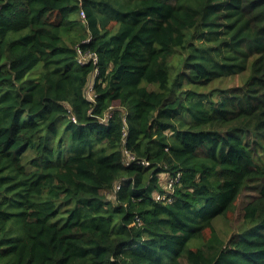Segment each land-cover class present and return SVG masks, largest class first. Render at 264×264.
<instances>
[{
  "label": "trees",
  "instance_id": "1",
  "mask_svg": "<svg viewBox=\"0 0 264 264\" xmlns=\"http://www.w3.org/2000/svg\"><path fill=\"white\" fill-rule=\"evenodd\" d=\"M0 264H264V0H0Z\"/></svg>",
  "mask_w": 264,
  "mask_h": 264
},
{
  "label": "rangeland",
  "instance_id": "2",
  "mask_svg": "<svg viewBox=\"0 0 264 264\" xmlns=\"http://www.w3.org/2000/svg\"><path fill=\"white\" fill-rule=\"evenodd\" d=\"M169 63H170V65H173L175 67L174 70H176V68H177L176 65L178 64L177 55H173L170 58ZM245 76L246 75L242 74V75H236V76L226 77V78H222V79H216V80L212 81L210 84H208L207 86L191 85V87L197 91H204V90L209 91L215 87L224 88V87L236 86V85H240L243 83ZM92 78L93 77L91 76L88 84H91ZM150 87H152V86H150ZM92 93H93L92 91H88V92H86V95L89 96V95H92ZM64 123H65V120H63L62 123L59 125V129H62ZM107 196L109 199L112 198L111 193H107ZM254 196H255L254 193H250L249 191H243L242 194L238 197V199L236 201L235 209L233 211L228 212L224 216L219 215V216L214 218L213 226H214L216 232L218 233V235L222 239H227L231 233L239 231L241 228H243L244 224H243L242 210L241 209H242L243 205L247 201L251 200ZM209 236H210V230L208 229L204 232V239L208 238ZM199 243H200L199 239H194V240L189 242V245L192 247H195Z\"/></svg>",
  "mask_w": 264,
  "mask_h": 264
},
{
  "label": "built area",
  "instance_id": "3",
  "mask_svg": "<svg viewBox=\"0 0 264 264\" xmlns=\"http://www.w3.org/2000/svg\"><path fill=\"white\" fill-rule=\"evenodd\" d=\"M80 18L82 21L85 23V15L83 10L80 11L79 13ZM77 59L78 62L80 63H85L89 60H92L94 63L97 60V55L95 52L92 51H82L80 48H77ZM92 91V82L91 84H87L85 89H84V94L87 99L93 100V93L92 95H86V92ZM111 115V111H107L104 114V117L102 118V121H106L107 118H109ZM73 121H76L75 117H71ZM134 159V156L126 149L123 150V161L127 164L129 163L130 160ZM144 164H148L147 161H142ZM179 180V173L175 175H171L168 172H160L158 175V184L160 186L161 190H156L153 192V198L156 201H160L162 203H167L172 200V193L174 191V185L175 183ZM115 188H119V184L115 185ZM138 224L140 223L139 218H136L135 220Z\"/></svg>",
  "mask_w": 264,
  "mask_h": 264
}]
</instances>
